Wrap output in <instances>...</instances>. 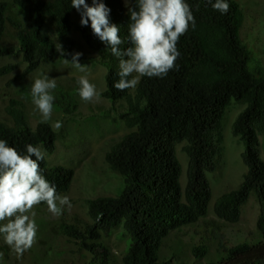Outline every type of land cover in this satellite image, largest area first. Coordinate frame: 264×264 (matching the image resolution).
Wrapping results in <instances>:
<instances>
[{
    "label": "trees",
    "instance_id": "1",
    "mask_svg": "<svg viewBox=\"0 0 264 264\" xmlns=\"http://www.w3.org/2000/svg\"><path fill=\"white\" fill-rule=\"evenodd\" d=\"M86 2L92 6V0ZM101 2L110 9V22L120 28L124 41L121 49L130 47L128 8H135V0H128L127 5L124 0ZM185 2L196 23L178 41L176 67L163 78L141 77L134 89L120 92L114 88L120 79L119 59L93 34L90 21L82 26L81 14L71 7V0H0V58L21 54L26 67L19 79L55 59L71 61L73 54L82 53V65L98 61L107 70L102 96L112 103H126L119 118L132 132L106 154L109 168L123 178L124 188L116 197L89 199L92 223L83 229L61 226L62 233L79 242L99 264H110L111 258L101 239L119 228L128 235L122 264H169L161 258L165 239L209 213L213 192L209 174L216 172L224 156V119L232 101L245 105L232 132L243 144L246 172L237 188L217 198L213 211L227 223H239L243 207L253 196L259 208L256 228L263 240L228 246L219 227L212 229V235L224 255L220 264H264V70L260 65L250 67L252 52L241 38L245 14L237 0H226L230 5L227 14L214 10L208 0ZM19 14L25 19L21 20ZM9 29L16 45L3 42ZM74 30L89 49L98 53V59L84 53L73 37ZM59 43L64 57L56 50ZM15 68L17 65H7L0 74ZM52 95L55 108L66 114L76 112L72 87L57 83ZM6 117L7 121L0 120V140L21 154H26L28 144L40 147L44 153V160L38 161L41 173L58 194L69 192L74 171L62 165L50 166L45 155L56 149L53 127L40 122L33 128L25 105L16 99L10 100ZM182 143L188 158L185 186L177 156V146ZM207 253L205 244L193 249L197 259Z\"/></svg>",
    "mask_w": 264,
    "mask_h": 264
},
{
    "label": "rangeland",
    "instance_id": "2",
    "mask_svg": "<svg viewBox=\"0 0 264 264\" xmlns=\"http://www.w3.org/2000/svg\"><path fill=\"white\" fill-rule=\"evenodd\" d=\"M237 1L245 14L241 38L252 52L253 61L250 67L260 65L264 70V0ZM19 18L24 20L25 15L19 14ZM73 37L81 43V48L88 57L98 59V53L85 45L78 31L74 30ZM3 42L16 45L11 29ZM10 64L17 65V68L8 74H0L1 121H7L6 108L10 100L16 99L25 105L33 128L41 122L42 117L31 102V84L38 77L47 75L50 79H56L57 83L74 89L78 104L76 112L66 114L54 107L52 118L47 122L53 127L59 121L62 126L59 129L53 127L57 133L56 149L53 154L45 155L50 166L62 165L71 168L75 176L69 192L65 194L69 197L72 208L69 210L65 206L62 215L57 217L48 211L47 205L35 206L34 219L38 226L36 243L18 258L0 236V264H99L79 242L64 235L61 226L76 225L83 229L86 224L92 223L87 201L102 196L116 197L124 188L123 178L109 168L106 154L114 144L132 132L119 118L126 110V103H112L102 96L106 88L107 70L98 61L85 65L89 66L87 74L90 83L95 84L101 93L99 102H85L81 99L77 80L84 73H80L71 64H65L64 60L55 59L43 64L24 79L18 78L26 67L20 53L0 58V69ZM244 108L243 103L232 101L226 111L224 156L216 172L209 174L213 191L209 213L196 224L175 230L165 239L161 258L169 264H220L224 255L219 252L218 240L212 235L214 227H219L228 246L243 242L256 244L263 240L256 228L259 208L253 196L243 207L239 223H227L219 219L213 211L217 198L237 188L246 172L242 160L243 144L232 132V125ZM184 145L182 143L177 146V156L183 168V186L186 183L188 166V158L183 152ZM261 155L264 159L262 138ZM101 242L110 250V264H122L128 244L127 233L119 228L110 236H104ZM201 244L208 247V253L204 258L197 259L193 255V249Z\"/></svg>",
    "mask_w": 264,
    "mask_h": 264
},
{
    "label": "clouds",
    "instance_id": "3",
    "mask_svg": "<svg viewBox=\"0 0 264 264\" xmlns=\"http://www.w3.org/2000/svg\"><path fill=\"white\" fill-rule=\"evenodd\" d=\"M124 2L128 4V0ZM208 2L221 14H227L230 9L226 0ZM135 5V8H128L131 46L122 50L120 46L124 41L120 37V28L110 22V9L105 3L92 0V6H89L86 0H71V7L81 14L82 26H87L90 21L93 34L119 59L120 79L114 88L120 92L134 89L141 77H166L176 67L175 62L180 56L177 48L180 37L187 33L190 25L195 28L196 23L185 0H135ZM56 50L61 57L66 55L60 43ZM81 56L82 53H75L71 61L63 60L84 73L77 80L81 99L99 102L101 93L95 84L90 83L87 74L89 66L80 63ZM56 87V79L47 75L34 79L31 84V102L42 117V123L52 118L55 99L52 91ZM61 126L59 121L53 124L56 129ZM43 160L44 153L40 147L28 144L26 154H21L16 148L8 146L6 141L0 140V236L18 258L37 240L35 206L44 203L48 211L57 217L62 215L65 206L69 210L72 208L69 197L58 194L41 173L38 161Z\"/></svg>",
    "mask_w": 264,
    "mask_h": 264
}]
</instances>
